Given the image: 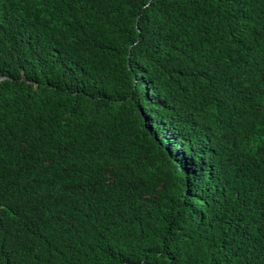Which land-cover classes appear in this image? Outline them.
<instances>
[{
    "label": "trees",
    "instance_id": "16d2710c",
    "mask_svg": "<svg viewBox=\"0 0 264 264\" xmlns=\"http://www.w3.org/2000/svg\"><path fill=\"white\" fill-rule=\"evenodd\" d=\"M0 264H264V0H0Z\"/></svg>",
    "mask_w": 264,
    "mask_h": 264
}]
</instances>
